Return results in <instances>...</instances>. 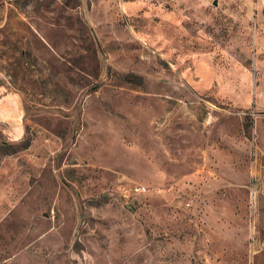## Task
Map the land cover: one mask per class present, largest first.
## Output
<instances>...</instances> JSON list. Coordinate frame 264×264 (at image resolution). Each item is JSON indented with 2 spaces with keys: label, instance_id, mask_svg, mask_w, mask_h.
Wrapping results in <instances>:
<instances>
[{
  "label": "rangeland",
  "instance_id": "374dc122",
  "mask_svg": "<svg viewBox=\"0 0 264 264\" xmlns=\"http://www.w3.org/2000/svg\"><path fill=\"white\" fill-rule=\"evenodd\" d=\"M0 264H264V0H0Z\"/></svg>",
  "mask_w": 264,
  "mask_h": 264
},
{
  "label": "built area",
  "instance_id": "2783aa9c",
  "mask_svg": "<svg viewBox=\"0 0 264 264\" xmlns=\"http://www.w3.org/2000/svg\"><path fill=\"white\" fill-rule=\"evenodd\" d=\"M145 189H146L145 186H137V187L135 188V191L141 193V192H143Z\"/></svg>",
  "mask_w": 264,
  "mask_h": 264
},
{
  "label": "water",
  "instance_id": "95a60500",
  "mask_svg": "<svg viewBox=\"0 0 264 264\" xmlns=\"http://www.w3.org/2000/svg\"><path fill=\"white\" fill-rule=\"evenodd\" d=\"M216 3V2H215Z\"/></svg>",
  "mask_w": 264,
  "mask_h": 264
}]
</instances>
